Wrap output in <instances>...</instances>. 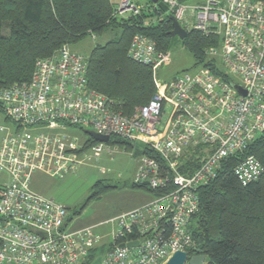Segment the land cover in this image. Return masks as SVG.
<instances>
[{
	"label": "built area",
	"instance_id": "1",
	"mask_svg": "<svg viewBox=\"0 0 264 264\" xmlns=\"http://www.w3.org/2000/svg\"><path fill=\"white\" fill-rule=\"evenodd\" d=\"M159 1L186 31L219 35V47L206 51L218 73L198 67L167 80L156 76L149 102L124 114L88 87L84 57L64 46L35 61L28 82L0 88V264H84L101 243L93 226L68 229L67 207L30 187L36 170L62 177L87 150L111 153L108 142L70 136L66 127L150 152L137 157L133 182L160 193L110 220L117 226L101 264H164L175 251H186L198 189L216 178L224 158L264 130V0ZM142 6L117 0L119 14H137ZM128 57L156 71L171 60L170 51L158 50L144 34L132 38ZM190 156L199 163L182 174L181 159ZM233 172L246 185L263 168L246 155Z\"/></svg>",
	"mask_w": 264,
	"mask_h": 264
},
{
	"label": "trees",
	"instance_id": "2",
	"mask_svg": "<svg viewBox=\"0 0 264 264\" xmlns=\"http://www.w3.org/2000/svg\"><path fill=\"white\" fill-rule=\"evenodd\" d=\"M141 4L139 13L124 15L117 12V0H0V88L28 82L35 61L56 54L64 46L77 52L72 46L84 37L109 35L87 56L77 52L85 59L88 87L105 95L113 108L124 114L147 104L155 93L157 71L128 57L130 42L136 34H144L158 50L169 51L173 37L167 14L150 0ZM145 21L150 23L146 25ZM186 32L183 39H178L193 58L191 69L208 67L218 73L216 60L206 51L219 47V35ZM108 143L132 149L117 137H110ZM135 154L150 156L139 147ZM246 155H252L263 172L242 185L233 170ZM181 160L182 174L191 173L199 163L193 156ZM104 187L110 186L96 181L87 201ZM132 187L153 196L160 193L146 184L133 182ZM198 197V210L189 221L193 244L186 249L188 257L205 255L204 264H264V130L242 152L221 161L216 178L198 189ZM94 252L84 264L90 263Z\"/></svg>",
	"mask_w": 264,
	"mask_h": 264
},
{
	"label": "rangeland",
	"instance_id": "3",
	"mask_svg": "<svg viewBox=\"0 0 264 264\" xmlns=\"http://www.w3.org/2000/svg\"><path fill=\"white\" fill-rule=\"evenodd\" d=\"M142 3L143 0H136ZM196 0H185L188 5L195 4ZM130 11L123 14L128 15ZM110 36H96L94 39L88 35L72 46V49L87 56L97 43H103ZM170 62L157 70V78L167 80L184 70H191L193 58L182 46L178 37L172 38L170 46ZM167 106V111H168ZM84 130L78 127H66L65 133L80 139L87 137ZM62 132V130H61ZM1 138V135H0ZM108 149L97 156L87 150L85 160L77 165L73 171L62 177L50 175L44 171L36 170L32 173L30 187L39 195L53 198L67 207L68 229H77L96 225L94 232L102 234L101 244L108 245L111 233L117 222L110 220L132 209L145 197L153 194L141 188L132 187L137 156L135 150H127L125 146L108 143ZM115 150V151H114ZM101 180L104 186L98 196L87 201L92 193L93 185ZM102 253L96 250L94 258L89 264H101Z\"/></svg>",
	"mask_w": 264,
	"mask_h": 264
},
{
	"label": "water",
	"instance_id": "4",
	"mask_svg": "<svg viewBox=\"0 0 264 264\" xmlns=\"http://www.w3.org/2000/svg\"><path fill=\"white\" fill-rule=\"evenodd\" d=\"M153 4H156V6L163 12L167 14V17L172 22V30L169 32V34L174 37H178L179 39H183L186 35V30L182 28L180 23L175 19V17L168 12V7L163 4L159 0H150ZM235 89L244 95L245 91H243L239 86H235ZM85 134H87L90 138H92L96 142H108L109 137L100 135L92 130H85ZM137 242H129L128 246H134ZM123 244H121L122 246ZM205 261V255H194L191 257H188V253L186 251L177 250L175 251L164 264H204Z\"/></svg>",
	"mask_w": 264,
	"mask_h": 264
},
{
	"label": "crops",
	"instance_id": "5",
	"mask_svg": "<svg viewBox=\"0 0 264 264\" xmlns=\"http://www.w3.org/2000/svg\"><path fill=\"white\" fill-rule=\"evenodd\" d=\"M202 2V0H196V2L195 3H201ZM84 139H86V138H84ZM136 169H137V166L135 167V171H136ZM135 171H134V174H135ZM46 197V196H45ZM47 198H50V197H47ZM152 199V197H151V195L150 196H148V197H145L144 199H142L140 202H138L132 209H134V208H136V207H139V206H141V205H143V204H145V203H147V202H149L150 200ZM131 210V209H130ZM67 224H68V221H67ZM97 225V224H96ZM96 225H91V226H93V231H94V228L96 227ZM86 227V226H85ZM81 228H83V227H81ZM78 229V228H77ZM72 230H74V229H72ZM98 234V233H97ZM100 236L102 235V234H99ZM102 237V236H101ZM102 240V239H101ZM109 245V244H108ZM95 249V252L93 253L94 255H95V253H96V250L97 249H100V251H101V253H102V257H103V255H104V253L106 252V250H107V245H104V244H99L96 248H94ZM94 258V257H93ZM102 259V258H101ZM92 261V260H91ZM90 261V262H91Z\"/></svg>",
	"mask_w": 264,
	"mask_h": 264
},
{
	"label": "clouds",
	"instance_id": "6",
	"mask_svg": "<svg viewBox=\"0 0 264 264\" xmlns=\"http://www.w3.org/2000/svg\"><path fill=\"white\" fill-rule=\"evenodd\" d=\"M88 136V135H87ZM89 137V136H88Z\"/></svg>",
	"mask_w": 264,
	"mask_h": 264
}]
</instances>
